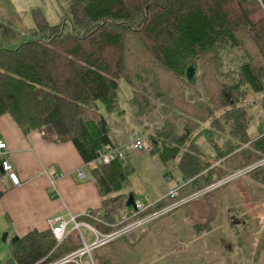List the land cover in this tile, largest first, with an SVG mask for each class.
<instances>
[{
	"label": "trees",
	"instance_id": "obj_1",
	"mask_svg": "<svg viewBox=\"0 0 264 264\" xmlns=\"http://www.w3.org/2000/svg\"><path fill=\"white\" fill-rule=\"evenodd\" d=\"M31 19L32 39L22 43L14 24L0 23V117L9 116L24 134L38 131L72 144L100 196L92 212L101 222L88 221L100 232L133 218L121 193L125 157L93 165L103 150L120 148L98 104L116 112L122 80L132 91L134 115L145 114L152 103L141 72L151 75L153 98L172 116L147 138V153L175 162L181 180L175 196L150 202L138 217L198 201L214 188L186 200L239 172L228 183L249 177L264 186V0H71L58 24L39 9ZM231 53L235 69L224 61ZM198 62L201 93L195 80L185 79L187 67ZM80 247L76 231L57 243L49 228L31 230L11 243L5 264H51Z\"/></svg>",
	"mask_w": 264,
	"mask_h": 264
},
{
	"label": "rangeland",
	"instance_id": "obj_2",
	"mask_svg": "<svg viewBox=\"0 0 264 264\" xmlns=\"http://www.w3.org/2000/svg\"><path fill=\"white\" fill-rule=\"evenodd\" d=\"M70 1L45 0L38 4L42 6L48 22L54 25L67 14ZM30 28H18L20 36L17 43L32 39L27 32ZM224 61L227 68H236L235 53L225 54ZM195 67V89L201 93V63ZM141 77L152 103V108L145 114L134 115L135 109L129 104L132 91L122 80L118 81L119 109L108 113L101 104H98V109L107 120L112 138L130 144L138 131L148 151L147 138L161 132L163 124L170 123L172 116L166 114L160 100L153 98L151 75L141 72ZM186 94L193 95V90ZM254 112L262 115L256 109ZM182 125L183 122H178L175 130L178 132ZM256 131L253 123L249 129L250 136L255 137ZM124 163L127 169L122 193L132 195L135 204L146 206L159 201L181 180L175 162L164 163L151 153L140 157L129 153ZM158 217L97 250L94 253L96 260L105 264H264V186L249 177L226 182L198 201ZM203 227L206 231H199ZM82 232L85 234L84 230ZM6 234L0 233L1 254L10 251L14 238L9 233L3 241ZM93 260L97 264L95 258Z\"/></svg>",
	"mask_w": 264,
	"mask_h": 264
},
{
	"label": "crops",
	"instance_id": "obj_3",
	"mask_svg": "<svg viewBox=\"0 0 264 264\" xmlns=\"http://www.w3.org/2000/svg\"><path fill=\"white\" fill-rule=\"evenodd\" d=\"M41 1L45 0H0V23H12L17 29L32 28V10L39 9L44 14L38 4ZM112 139L124 150V157L129 153L137 157L147 153L146 148L128 150L125 147L129 142ZM0 141L6 144L4 158L14 167L20 181L18 186L12 185L0 170V233L19 238L31 230L48 229L47 222L53 217L81 216L100 207L90 167L82 162L72 144L54 143L38 131L24 134L7 115L0 117ZM57 174L61 177L52 186L51 180ZM9 258L10 251L0 252V264Z\"/></svg>",
	"mask_w": 264,
	"mask_h": 264
},
{
	"label": "built area",
	"instance_id": "obj_4",
	"mask_svg": "<svg viewBox=\"0 0 264 264\" xmlns=\"http://www.w3.org/2000/svg\"><path fill=\"white\" fill-rule=\"evenodd\" d=\"M263 135H264V130H263ZM125 148L132 151H141L144 150L145 146L142 140L140 139L139 134L136 133L134 140ZM5 153H6V144L3 141H0V169L2 170L3 173L6 174L8 180L11 182L12 185L18 186L20 184L18 174L14 169V167L4 158ZM117 158L120 159L124 158V150L122 148L103 150L101 154L93 162V165H106ZM242 173L243 172L236 173L228 177L227 179L216 183L212 187L199 192L195 196L187 199L186 201L198 195H201L213 188H216L221 184L226 183L236 177H239ZM60 177L61 174H57L55 176V179L51 180V185L53 186L55 180L59 179ZM169 195L175 196L176 190L171 189L169 191ZM176 206L177 205L167 207L146 217H138V215L146 209V206L141 204H135L134 208H132L128 213L129 214L128 217L133 218V220L130 223L123 225L119 229L110 233H102L88 222L89 220L95 222H101L98 219L100 214L96 212L93 213L92 211H87L81 216L67 214L66 216L53 217L48 220L47 224L55 241L57 243H60L70 232L76 231L79 237L81 247L76 251L66 255L62 259L51 264H67V263L95 264L92 258V251L120 237H123L131 233L132 231L137 230L138 228L143 227L145 224H147L154 218H157L158 216H161L164 213L169 212L170 208L173 209ZM82 230L85 231V234L82 232Z\"/></svg>",
	"mask_w": 264,
	"mask_h": 264
},
{
	"label": "water",
	"instance_id": "obj_5",
	"mask_svg": "<svg viewBox=\"0 0 264 264\" xmlns=\"http://www.w3.org/2000/svg\"><path fill=\"white\" fill-rule=\"evenodd\" d=\"M195 73H196V67L194 65H189L185 71V79L188 82H193L194 81V77H195ZM1 170V169H0ZM2 171V170H1ZM134 200H133V196L129 195L127 198V202H126V208H134ZM7 235H4L3 237V241H5ZM18 237L13 238L12 242H14L15 240H17Z\"/></svg>",
	"mask_w": 264,
	"mask_h": 264
}]
</instances>
